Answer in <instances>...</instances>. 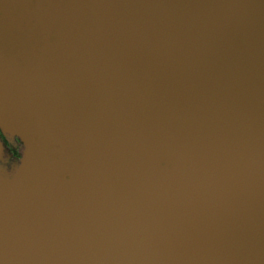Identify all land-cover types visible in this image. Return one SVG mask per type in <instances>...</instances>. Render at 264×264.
<instances>
[{
	"label": "water",
	"instance_id": "1",
	"mask_svg": "<svg viewBox=\"0 0 264 264\" xmlns=\"http://www.w3.org/2000/svg\"><path fill=\"white\" fill-rule=\"evenodd\" d=\"M0 264H264V0H0Z\"/></svg>",
	"mask_w": 264,
	"mask_h": 264
},
{
	"label": "flooded vegetation",
	"instance_id": "2",
	"mask_svg": "<svg viewBox=\"0 0 264 264\" xmlns=\"http://www.w3.org/2000/svg\"><path fill=\"white\" fill-rule=\"evenodd\" d=\"M0 140L3 144L5 155H10L12 159L20 157L21 143L17 139H8L0 134Z\"/></svg>",
	"mask_w": 264,
	"mask_h": 264
}]
</instances>
